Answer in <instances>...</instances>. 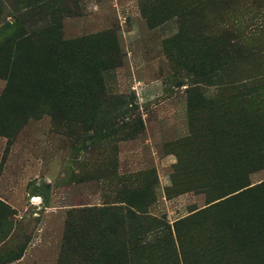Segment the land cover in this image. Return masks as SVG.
<instances>
[{
  "label": "rangeland",
  "instance_id": "rangeland-1",
  "mask_svg": "<svg viewBox=\"0 0 264 264\" xmlns=\"http://www.w3.org/2000/svg\"><path fill=\"white\" fill-rule=\"evenodd\" d=\"M0 264H264V0H0Z\"/></svg>",
  "mask_w": 264,
  "mask_h": 264
},
{
  "label": "trees",
  "instance_id": "trees-1",
  "mask_svg": "<svg viewBox=\"0 0 264 264\" xmlns=\"http://www.w3.org/2000/svg\"><path fill=\"white\" fill-rule=\"evenodd\" d=\"M241 189H242V188H241ZM241 189H239V190H241ZM239 190H237V191H239ZM237 191H235V192H237ZM235 192H234V193H235ZM242 192H243V191H242Z\"/></svg>",
  "mask_w": 264,
  "mask_h": 264
}]
</instances>
